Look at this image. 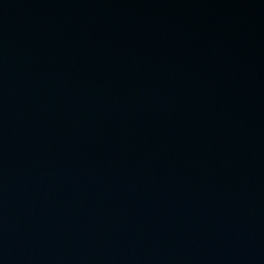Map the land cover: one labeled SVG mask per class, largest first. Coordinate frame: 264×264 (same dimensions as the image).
I'll use <instances>...</instances> for the list:
<instances>
[{
	"label": "water",
	"instance_id": "1",
	"mask_svg": "<svg viewBox=\"0 0 264 264\" xmlns=\"http://www.w3.org/2000/svg\"><path fill=\"white\" fill-rule=\"evenodd\" d=\"M0 264H264V0H0Z\"/></svg>",
	"mask_w": 264,
	"mask_h": 264
}]
</instances>
